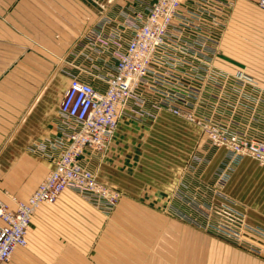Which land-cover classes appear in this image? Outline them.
Listing matches in <instances>:
<instances>
[{
    "label": "crops",
    "instance_id": "crops-1",
    "mask_svg": "<svg viewBox=\"0 0 264 264\" xmlns=\"http://www.w3.org/2000/svg\"><path fill=\"white\" fill-rule=\"evenodd\" d=\"M210 1V11L202 13L192 0L183 2L158 53L156 83L130 98L105 152L87 148L81 156L100 181L120 191L114 216L66 189L37 209L27 246L16 248L8 264H264V256L224 234L209 231L197 256L176 248L180 238L174 235L176 224L188 227L175 216L205 225L212 206L236 208L250 224L264 227L263 165L250 157L234 163L196 123L190 157L167 168L155 162L176 124L177 115L161 102L169 89L189 94L200 116L229 121L240 134L261 133L264 100L253 113L255 98L241 97L224 74L244 70L264 86L262 0ZM149 2L0 0V199L8 206L16 207L14 198L26 200L55 167L62 135L73 129L59 118L69 73L90 68L95 76L83 77L104 90L101 76L114 70ZM98 23L108 40L103 48L90 45ZM184 43L191 47L188 55L176 50ZM190 239L182 238L183 245Z\"/></svg>",
    "mask_w": 264,
    "mask_h": 264
},
{
    "label": "built area",
    "instance_id": "built-area-1",
    "mask_svg": "<svg viewBox=\"0 0 264 264\" xmlns=\"http://www.w3.org/2000/svg\"><path fill=\"white\" fill-rule=\"evenodd\" d=\"M185 0H150L147 15L142 25L136 28L128 40L126 50L120 54L114 70L101 76L106 87L100 90L91 79L90 68L78 67V72L69 73L70 83L59 107V118L68 122L73 129L62 135L63 149L55 162V167L44 177L26 200L14 198L16 207L11 208L0 199V264H8L18 247L28 244V232L32 217L44 203H54L66 189L79 192L87 201L104 214H109L118 204L119 190L103 183L95 171L80 161L84 151L89 148L100 152L108 149L128 101L142 94L143 87L156 83L158 53L167 44L168 36L174 26ZM197 11L209 12L210 0H192ZM264 7V0L260 2ZM224 20L219 19V23ZM199 28L198 25L195 26ZM184 27L180 26V30ZM92 47H106L104 24L93 28ZM176 50L188 55L191 47L179 44ZM99 49L96 53H99ZM210 78L215 74L208 75ZM225 81L234 80L239 95L255 98L253 113L257 114L260 101L264 100V86L244 70L224 74ZM188 92V91H187ZM254 92V93H253ZM185 95L166 90L161 98L162 106L177 116L196 123L210 142L230 153L234 163L243 157H250L264 166V111L257 126L259 135L249 136L238 133L230 122H217L213 116L197 114ZM233 107H237V103ZM206 230L231 238L239 247L254 254L264 256V227L250 224L246 215L233 207H216L205 214Z\"/></svg>",
    "mask_w": 264,
    "mask_h": 264
},
{
    "label": "rangeland",
    "instance_id": "rangeland-1",
    "mask_svg": "<svg viewBox=\"0 0 264 264\" xmlns=\"http://www.w3.org/2000/svg\"><path fill=\"white\" fill-rule=\"evenodd\" d=\"M64 54L65 52H63V54H58L59 56L56 57V59L59 57L58 63L60 61V57L62 58ZM58 63L56 62V67ZM174 118H175L177 125L180 124L182 126V123H186L189 126H191V128L189 131H186V130L181 131V127L175 124L173 127L175 128V130L171 128V130L167 133V138L169 141L168 145L160 146V149L158 150V155L156 157L157 161H155L160 166L164 165L163 166L164 168L171 167V165L179 159H182L183 161V160H186V158L190 157V155L194 151L193 148L196 145V143L194 142L195 136L197 135V132L199 133V129L194 125L195 124L194 122L189 121L186 118L181 117V116H174ZM179 121L182 123H178ZM179 128H180V131L178 130ZM172 140L176 141V143H174V146H172L173 143L170 142ZM117 206L109 214H106V215L113 217L116 212ZM175 219L188 224V227H185V229L183 228V226H179L177 224L175 225L174 235L177 238V240H179L178 238H180V240L178 241L180 242V245H176L175 247L179 249H183V247L187 248V251L189 250L191 251L192 254H195L197 256L199 254V251H201L204 247L203 237L210 236L209 230H206V228L203 227L201 224L192 222L190 220H186V218H180L178 216H175ZM186 237L191 238L189 245H186V244L183 245V242L181 240L182 238H186ZM203 251L204 250H202V252Z\"/></svg>",
    "mask_w": 264,
    "mask_h": 264
}]
</instances>
